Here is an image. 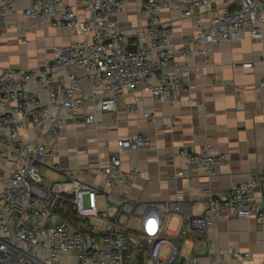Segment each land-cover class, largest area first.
<instances>
[{
	"label": "built area",
	"instance_id": "built-area-1",
	"mask_svg": "<svg viewBox=\"0 0 264 264\" xmlns=\"http://www.w3.org/2000/svg\"><path fill=\"white\" fill-rule=\"evenodd\" d=\"M80 1L88 12L85 19L73 6L60 8L57 0H34L24 12L31 26L50 23L74 30L82 39L57 46L52 63L41 68L8 67L0 72V103L12 104L0 111V264H221L210 236L220 217L254 216L264 230V168L224 195L206 191L202 214L188 212L182 195L144 202L122 191L139 169L125 170L120 154L150 148L151 140L143 133L118 139L109 163L91 169L103 175L104 186L80 180L73 170H65L62 181H48L43 169L56 156L55 141L63 136L67 118H76L94 98L84 93V82L107 93L95 101L94 112H114L127 96L132 97L128 106L136 110L139 92L145 91L160 101L178 100L186 79L180 58L193 54L189 45L220 43L243 30L262 38L264 0H140L146 22L131 42L116 20L125 0ZM0 2V21L7 28L19 27L8 19L16 0ZM164 3L196 24V32L178 48L172 47V28L161 19ZM205 16L208 25L203 24ZM74 68L82 73H73ZM94 119L93 113L85 116L86 123ZM23 130L40 132L36 144L25 139ZM179 156L187 170L204 167L211 176L229 158L215 152L210 142L200 152L184 149ZM177 214H183L186 225L176 236L186 243L205 236L207 253L184 254L169 241L168 221ZM93 218L103 225L93 224ZM231 257L249 260L252 253L236 249Z\"/></svg>",
	"mask_w": 264,
	"mask_h": 264
},
{
	"label": "crops",
	"instance_id": "crops-1",
	"mask_svg": "<svg viewBox=\"0 0 264 264\" xmlns=\"http://www.w3.org/2000/svg\"><path fill=\"white\" fill-rule=\"evenodd\" d=\"M34 0H16L8 19L19 25L7 28L0 21V72L4 68L35 70L52 63L54 49L82 39L74 30L47 23L33 27L24 12ZM59 7L73 6L80 19L88 12L80 0H57ZM1 4V2H0ZM208 18V16H207ZM162 22L172 28V47L182 45L185 37L197 30L191 18H182L178 11L162 4ZM118 27L128 41L145 25L140 0H125L116 15ZM208 23V19H204ZM193 54L181 57L186 79L180 98L172 102L154 99L149 92H139L138 109H131L127 96L114 112H94L96 100L106 96L101 87L95 90L84 82L85 94L93 95L84 110L66 120L63 136L55 141L56 156L44 167L48 181L64 180V171L73 170L86 183L104 186L103 175L93 167L109 163L116 141L136 133L149 136L151 147L120 154L125 170L139 169L127 188L128 196L136 201H168L182 195L191 214H202L207 205L206 191L215 196L224 195L232 187L264 168V24L263 37L254 39L247 31H240L231 39L216 44L192 43ZM205 49L204 53L200 50ZM251 62L252 68H237L235 64ZM73 73L81 74L77 68ZM12 104H1L0 111H8ZM89 113L95 115L85 122ZM149 113V117H144ZM172 121V126L168 127ZM24 131V130H23ZM28 142L36 144L37 130L24 131ZM210 142L215 152L228 154L226 164L215 175L204 167L187 170L186 160L179 153L186 149L200 152ZM58 169H53L54 167ZM183 214L168 221L170 242L179 245L184 254H205L208 242L205 236L186 243L176 236L185 226ZM210 236L214 238L221 264H263L264 230L257 218L220 217ZM167 244L164 245L166 248ZM249 251L251 259L235 260L233 250Z\"/></svg>",
	"mask_w": 264,
	"mask_h": 264
},
{
	"label": "rangeland",
	"instance_id": "rangeland-1",
	"mask_svg": "<svg viewBox=\"0 0 264 264\" xmlns=\"http://www.w3.org/2000/svg\"><path fill=\"white\" fill-rule=\"evenodd\" d=\"M103 206H104V204H103V200L102 199H99V207H100V209L102 210L103 209ZM92 223L93 224H96V225H103L100 221H98V220H96V219H92ZM136 223V220L135 219H133L132 221H131V225H134ZM164 254H165V252L163 253V256H164Z\"/></svg>",
	"mask_w": 264,
	"mask_h": 264
},
{
	"label": "bare ground",
	"instance_id": "bare-ground-1",
	"mask_svg": "<svg viewBox=\"0 0 264 264\" xmlns=\"http://www.w3.org/2000/svg\"><path fill=\"white\" fill-rule=\"evenodd\" d=\"M204 19H208V18L205 16V17H203V19H202L203 24H204V25H208V23H209V19H208V23H207V24L204 23Z\"/></svg>",
	"mask_w": 264,
	"mask_h": 264
}]
</instances>
